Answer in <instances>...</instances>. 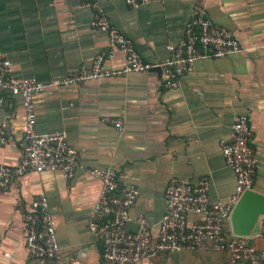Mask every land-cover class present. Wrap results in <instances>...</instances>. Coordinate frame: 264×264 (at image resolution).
<instances>
[{"label": "crops", "instance_id": "1", "mask_svg": "<svg viewBox=\"0 0 264 264\" xmlns=\"http://www.w3.org/2000/svg\"><path fill=\"white\" fill-rule=\"evenodd\" d=\"M96 7L153 64L170 57L167 46L182 39L186 24L201 10L216 27L228 30L244 51L198 61L176 89L164 86L163 72L48 88L34 100L38 132L65 133L83 167L115 169L119 198L136 186L140 196L131 209L128 230L136 231V220L145 216L156 234L172 179L195 185L208 177L211 199L229 201L237 179L221 141L230 136L235 117L247 115L258 162L253 191L264 195V0H150L139 9L125 0H0V54L11 61L15 78L60 83L90 68L102 53L108 68H122L124 54L107 32L92 26ZM105 117L121 119L124 131L103 123ZM2 121L9 128L0 164L16 166L26 123L21 97H6L0 104ZM100 190L99 180L79 170L71 181L61 173H29L0 191V264H33L22 214L41 193L55 215L64 259L82 256L85 264H105L102 244L89 229ZM199 220L189 217L191 223ZM225 231L234 235L231 219ZM250 240L264 249L262 223ZM154 264L234 263L229 252L206 243L196 250L161 255Z\"/></svg>", "mask_w": 264, "mask_h": 264}, {"label": "built area", "instance_id": "2", "mask_svg": "<svg viewBox=\"0 0 264 264\" xmlns=\"http://www.w3.org/2000/svg\"><path fill=\"white\" fill-rule=\"evenodd\" d=\"M127 5L139 9L150 0H125ZM97 16L92 22L95 29L107 32L112 43L124 54L125 65L111 69L106 65L107 56L96 57L90 68H82L60 83H41L36 79H17L13 75L12 63L0 54V104L6 97H21L26 123L21 143L22 156L18 165L0 164V191L8 190L21 177L44 172L61 173L71 181L77 171L101 183L99 198L89 220V229L102 244L105 264H154L161 255L196 250L211 243L218 251L231 254L234 264L264 263V249L258 248L250 239L228 235L225 225L241 196L254 190L257 160L251 147L253 133L247 115L235 117L230 136L221 141V149L227 165L234 171L236 187L228 202L213 201L210 197V179L199 183L184 184L172 179L165 194V213L158 231L145 216L136 220V231L128 230L131 209L136 204L140 191L132 185L120 191L115 169L86 168L80 163L79 154L62 132L41 134L37 130L36 95L54 86H77L88 81H99L132 73H149L160 68L165 76L164 86L179 87L181 78L191 72L195 64L203 59H224L244 51L240 42L226 29L216 27L204 11L186 24L181 40L167 46L170 57L162 63L147 62L137 50L134 41L112 27L105 13L96 7ZM103 123L124 131L121 119L105 117ZM7 121L0 122V150L8 144ZM191 215L200 217L194 223ZM26 228V247L33 264H85L82 256L64 259L56 232V218L48 197L41 193L34 197L28 211L22 214ZM264 227V219H263Z\"/></svg>", "mask_w": 264, "mask_h": 264}, {"label": "water", "instance_id": "3", "mask_svg": "<svg viewBox=\"0 0 264 264\" xmlns=\"http://www.w3.org/2000/svg\"><path fill=\"white\" fill-rule=\"evenodd\" d=\"M151 72L161 73L160 68ZM230 219L234 226V235L239 238L250 239L255 228L264 219V195L255 191L245 192L232 210Z\"/></svg>", "mask_w": 264, "mask_h": 264}]
</instances>
